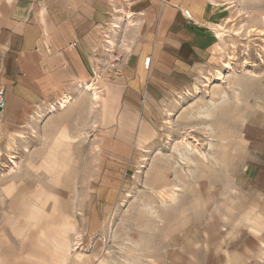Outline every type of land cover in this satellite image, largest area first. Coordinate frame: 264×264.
Here are the masks:
<instances>
[{
	"label": "crops",
	"instance_id": "1",
	"mask_svg": "<svg viewBox=\"0 0 264 264\" xmlns=\"http://www.w3.org/2000/svg\"><path fill=\"white\" fill-rule=\"evenodd\" d=\"M213 10L211 0H0V90L6 102L0 128L26 127L36 111L40 117V110L53 104L51 113L55 106L65 115L79 111L82 93L76 87L84 85L92 96L91 108L98 107L99 158L127 172L136 150L157 139L170 97L191 89L216 64ZM111 24L127 29L119 63L105 51V37H117L109 34ZM42 126L43 132L60 126L58 115ZM59 138L55 142L67 143L56 144L42 161L51 190L62 176L74 175L71 140L65 133ZM228 176L217 201L196 196L185 225L163 247L144 248V260L264 264V96L228 153ZM27 186L24 204L10 203L9 213L14 218L20 208L30 228H38L40 263L100 262L98 252L71 255L67 234L73 224L67 207H57L51 195ZM11 239L10 233H0V264L7 262L1 241Z\"/></svg>",
	"mask_w": 264,
	"mask_h": 264
},
{
	"label": "rangeland",
	"instance_id": "2",
	"mask_svg": "<svg viewBox=\"0 0 264 264\" xmlns=\"http://www.w3.org/2000/svg\"><path fill=\"white\" fill-rule=\"evenodd\" d=\"M211 1L218 60L191 89L170 97L157 139L136 150L127 172L99 158L98 107L91 108L92 96L84 85L76 87L82 93L79 111L65 115L55 106L51 113L53 104L40 110V117L36 111L26 127L0 128V233L13 237L5 241L8 245L1 241L6 264H41L35 249L38 228H30L20 208L14 218L9 213L10 203L24 204L26 183L51 195L57 207H67L73 224L67 234L71 255L98 252L101 259L95 264H149L142 250L153 244L163 247L185 225L196 196L217 201V190L229 184L228 153L264 96V0ZM111 25L118 53L127 29ZM57 115L60 126L43 132L44 122ZM59 133L71 140L76 162L72 178L62 176L51 190L42 161L56 144L67 143L55 142Z\"/></svg>",
	"mask_w": 264,
	"mask_h": 264
},
{
	"label": "built area",
	"instance_id": "3",
	"mask_svg": "<svg viewBox=\"0 0 264 264\" xmlns=\"http://www.w3.org/2000/svg\"><path fill=\"white\" fill-rule=\"evenodd\" d=\"M125 20L127 22V20H129V18L126 17ZM121 28H122L121 25H114V29H116V30H121ZM119 33H121V32H119ZM105 38L108 39L107 44H106L107 49L105 51L113 55V58H114L113 62L114 63L120 62L122 58L116 52L117 45H114L112 43V39L110 36H106ZM119 48H120V46H119ZM5 105H6L5 95H4V91L1 89L0 90V110H3L5 108Z\"/></svg>",
	"mask_w": 264,
	"mask_h": 264
},
{
	"label": "bare ground",
	"instance_id": "4",
	"mask_svg": "<svg viewBox=\"0 0 264 264\" xmlns=\"http://www.w3.org/2000/svg\"><path fill=\"white\" fill-rule=\"evenodd\" d=\"M229 65V64H228ZM227 68L229 69V71H232L233 69H232V67L231 66H227ZM216 76H217V78L220 80H222V78H223V74H222V72H220V71H218L217 72V74H216ZM92 87V86H91ZM90 87V88H91ZM89 88V87H88ZM96 97V100H99L98 99V97H97V95L95 96Z\"/></svg>",
	"mask_w": 264,
	"mask_h": 264
}]
</instances>
